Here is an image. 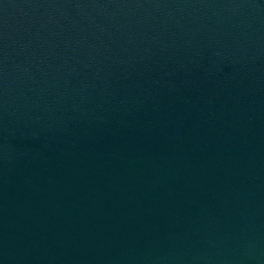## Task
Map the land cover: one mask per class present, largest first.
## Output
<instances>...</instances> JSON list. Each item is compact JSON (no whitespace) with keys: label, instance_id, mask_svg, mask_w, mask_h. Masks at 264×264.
<instances>
[{"label":"water","instance_id":"water-1","mask_svg":"<svg viewBox=\"0 0 264 264\" xmlns=\"http://www.w3.org/2000/svg\"><path fill=\"white\" fill-rule=\"evenodd\" d=\"M0 264H264V0H0Z\"/></svg>","mask_w":264,"mask_h":264}]
</instances>
